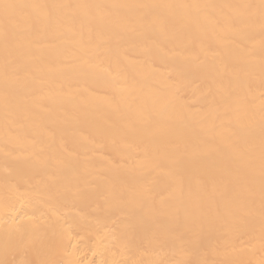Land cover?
Returning a JSON list of instances; mask_svg holds the SVG:
<instances>
[{"label": "bare ground", "instance_id": "obj_1", "mask_svg": "<svg viewBox=\"0 0 264 264\" xmlns=\"http://www.w3.org/2000/svg\"><path fill=\"white\" fill-rule=\"evenodd\" d=\"M0 264H264V0H0Z\"/></svg>", "mask_w": 264, "mask_h": 264}]
</instances>
